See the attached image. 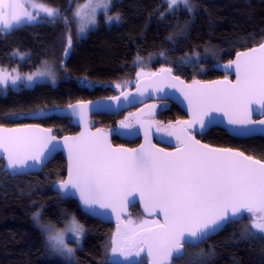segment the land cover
<instances>
[{"label":"trees","instance_id":"1","mask_svg":"<svg viewBox=\"0 0 264 264\" xmlns=\"http://www.w3.org/2000/svg\"><path fill=\"white\" fill-rule=\"evenodd\" d=\"M83 1L72 0L70 4V0H33L59 10L67 24L65 19L46 17L11 32L0 31L3 70L19 64L20 71L28 73L67 52L60 65L64 72L55 86L37 84L0 95V127L36 124L53 130L57 137L73 135L79 127L60 113L70 105L116 97L133 89L140 79L139 71L170 69L187 82L229 78L223 66L238 52L264 43V0H189L187 6L172 8L164 0H113L107 14L99 15L96 29L78 41L71 15ZM108 15L120 19L109 23ZM15 54L25 58L20 61ZM159 104L155 117L159 126L186 118L175 104ZM40 110H55L57 115H30ZM138 114L139 109L99 115L93 117V125L113 132V144L133 148L141 138L127 140L120 132L134 128ZM121 121L132 127L121 128ZM197 138L264 161V137L240 139L211 128ZM4 166L0 159V264H106L116 229L87 215L77 201L59 192L58 185L64 181L67 169L62 153L35 174L16 175L4 171ZM35 213L40 214L43 225L52 229L63 228L73 217L83 225V243L73 255L74 262L60 259L46 247V234L34 222ZM130 215L137 220L145 217L137 206ZM253 219L246 215L241 222L229 223L199 247H186L187 255L172 264H192L200 253L204 254L205 264H264V239L251 235ZM140 257L136 264H148L146 257Z\"/></svg>","mask_w":264,"mask_h":264},{"label":"snow or ice","instance_id":"2","mask_svg":"<svg viewBox=\"0 0 264 264\" xmlns=\"http://www.w3.org/2000/svg\"><path fill=\"white\" fill-rule=\"evenodd\" d=\"M178 2L188 5V0H169V6ZM111 4L112 0H87L84 5H78L73 17L78 18L79 33L84 34L88 25L95 26L98 8L107 14ZM26 5L38 12L27 11ZM39 12L53 19H65L67 24L59 10L33 0H0V31L11 32L17 26L34 21ZM119 19V16H107L109 23ZM68 45L71 46L70 38ZM223 67L235 72V84L227 80L210 84L194 81L180 89L192 118L168 133L180 140L182 147L176 153H164L143 145L134 151L116 150L108 142L107 134L99 132L65 137L61 143L50 130H40L39 125H25L22 129H0V153L6 158L5 168L15 171L31 167L28 161L42 162L66 148L68 178L58 187L65 197H78L85 212L99 215L98 209H110L117 213L119 220L118 209L126 207L129 195L138 193L146 209L163 214V223L143 221L133 227L129 221L123 232L118 225L106 264H121L113 257H123L129 264H136L132 258L140 257L141 253L151 259V264H172L174 258L182 259L187 255L186 246L199 247L225 223H238L244 219L245 213L260 214L252 221L251 235L264 239V161L243 152L210 149L193 134L194 131L203 134L210 125H215L213 113L219 112L227 117L229 125L234 126L230 129L232 134L264 135V118L252 119L253 112L264 117V43L238 53L234 61ZM163 71L170 76V69ZM38 77H48L53 84L56 82L55 73L47 62L41 70L25 77L27 83L24 86L32 87ZM9 80L17 86L20 76L0 69V85L7 86ZM171 86L176 87V84ZM160 90L157 87V91ZM138 91L144 95L142 90ZM121 96L127 103L137 102L135 98L129 99L130 93L122 92ZM113 99L119 104V96ZM254 103L257 108H252ZM30 115L46 117L57 113L40 110ZM60 115L75 118L77 122L86 121L87 107L70 105ZM120 127L129 129L132 126L121 121ZM33 219L46 234V247L64 257L74 255L75 250L69 247L64 232H53L52 228L43 225L39 213H35ZM66 231L74 234L79 245L85 230L75 217ZM203 255L198 254L192 264H205Z\"/></svg>","mask_w":264,"mask_h":264},{"label":"water","instance_id":"3","mask_svg":"<svg viewBox=\"0 0 264 264\" xmlns=\"http://www.w3.org/2000/svg\"><path fill=\"white\" fill-rule=\"evenodd\" d=\"M26 10L29 11V9L26 7ZM261 45V44H260ZM260 45L252 47V48H258ZM250 48V49H252ZM250 49L240 51L241 52H247ZM237 53V54H238ZM237 54H235L234 61L236 59ZM165 69H161L147 77L140 78L136 83L132 90L125 91L126 93H130L129 99L135 98L137 102L135 103H127L124 101L123 96L118 95L120 97V102L117 104V101L113 99L114 97L110 98H100L97 100L85 102V103H79L80 105H84L87 107V115H86V121L77 122L75 118L73 119L74 124H76L79 127V132L73 135H65L62 137H57L53 134V130L47 129L43 126L39 125L40 130H50V134L56 138V141H59L63 143L64 138H75L80 137L82 133L88 134H94V133H104L107 134L108 142L110 143L111 147L116 150H139L141 146H145V148H148L149 146H152L155 150H162L164 153H176L177 149L179 147H182L180 140L177 139L176 135H169V131L178 129L181 124L185 121H190L192 118V112L188 107L187 100L184 99V96L182 92L180 91L181 88H183L186 85H191L194 81L187 82L186 80L181 79L178 76H175L172 71L169 76V73L163 71ZM227 72L230 73V78H223V79H217L214 81H198L202 84H210L212 82H220V81H229L232 84L236 83V74L232 69H227ZM178 77V80L176 78ZM183 82L182 84L180 82ZM197 81V80H195ZM175 83L176 87H172L171 85ZM157 87L161 88L162 90L157 91ZM138 89L142 90L144 92V95H140ZM116 96V97H118ZM160 102H170L178 106L183 113L185 114L186 118L184 120H180L173 124H168L166 126H159V124L155 121V117L158 114L159 108H160ZM77 105V104H75ZM110 106V107H109ZM139 107V108H138ZM257 104H252V108H257ZM131 109H139V117L134 118V128H132L129 132H124L121 130L120 135L122 138L127 140H133L135 138H141L140 144L136 147H127L122 145H115L112 142L113 132L101 129V128H94L93 125V117L99 116V115H116L123 112L130 111ZM137 113V112H136ZM136 115V114H135ZM213 115L216 117V124L210 125L208 130L200 134L199 132L194 131L193 134L195 135L196 140H198L202 145H207L210 149H229L232 152H241L237 149L232 148H221V147H214L211 145H208L201 140L197 138V136L205 135L211 128H218L226 131L230 136L240 139H248L252 137H264L262 134H255L252 136H237L231 133L230 129L234 127L233 125H229L227 123V117L223 116L222 113H213ZM264 117H261L257 112L252 113V119L253 120H259ZM29 125H36V124H29ZM150 125V126H149ZM25 126V125H24ZM24 126H17V127H4L1 126L0 129L3 130H14V129H22ZM134 133V134H132ZM167 146V147H164ZM62 153L63 157L65 158L67 169H66V177L64 180H67L68 178V170H69V157L67 149H61L53 153L51 156L48 157V159L41 161H28L29 165H32L31 167H26L23 169H17L15 171H9L4 166V171L14 173L16 175H29V174H35L40 172L50 161L53 160V158L56 156V154ZM246 155V154H245ZM247 156V155H246ZM254 158V157H253ZM0 159L4 160V165H6L7 161L4 157L3 153H0ZM257 160L256 158H254ZM62 189H59V192L62 194ZM63 197H65L62 194ZM75 201L78 202L81 210L86 213L87 215L91 216L94 219H97L103 223L106 224H113L115 225L116 229V235H117V228L118 225L120 227V230L123 232L125 221L124 218L128 217L130 215V211L133 207H138L141 213L146 218H157L160 223H163V214L158 212L155 209H146L145 203L143 200L140 199L139 194L136 193L135 195H129L127 198L126 207H124L122 210L118 209L119 213V220L117 219V213L112 212L110 209H98V212L101 213L99 215H93L91 213L85 212L82 208V205L79 201L78 197H71ZM252 216L255 219L260 214H252V213H245V216ZM243 220V219H242ZM240 220L239 222H241ZM229 223H225L224 226L218 230L217 232L211 234L203 243H205L209 238L219 234ZM201 243V244H203ZM200 244V245H201ZM187 247V246H186ZM144 257L147 258L148 264H151V259L147 257L144 253H141ZM119 261L123 260V257H117ZM175 258L173 259V261ZM172 261V262H173Z\"/></svg>","mask_w":264,"mask_h":264},{"label":"rangeland","instance_id":"4","mask_svg":"<svg viewBox=\"0 0 264 264\" xmlns=\"http://www.w3.org/2000/svg\"><path fill=\"white\" fill-rule=\"evenodd\" d=\"M112 1H113V0H112ZM164 1H165V3H167V5L169 6V0H164ZM22 2H23V1H22ZM85 3H87V0H84L82 3L77 4V5L75 6L73 12H72V15H71V19H72V21L76 24V29H77V30H76V34H77V35L75 34V35H76L75 40H78V41H80L81 39L86 38L87 35L90 33V31L96 29V27H97V25H98V18H99V15H100L101 13H103V10L100 9V8H98V9H97V12H96V24H95V26L88 25V27H87L86 30H85V33H84V34H80V33H79V23L77 22V21H78V18H74V17H73V13L75 12V10H76V8H77L78 5L82 6V5H84ZM188 3H189V0H188ZM37 4H43V3H37ZM44 5L47 6L46 4H44ZM179 5L187 6V5L183 4V3H179V2H178V3L175 4V5H171V6H169V8H170V7H171V8H172V7H176V6H179ZM26 7L29 9V11L33 12V14H36V13L38 12V9H33V8H31V7H28L27 5H26ZM47 7L50 8L49 6H47ZM5 11H9V10H8V9H5ZM46 17H48L46 13H44V12H39V14L37 15L36 20L31 21V22H27V23H24V24H34V23H39V22L44 21L43 18H46ZM3 32H5V31H3ZM15 57L19 58L20 61H22V60L25 58L24 56H20L19 54H15ZM60 57H61V55H60ZM65 59H66V55H64V56L61 57V58H57V60H55V62H54V61H49V62H48V60L45 61V62L48 63V65L52 68V70H53L54 73H55V78H56V82H55V84H53V83L51 82V79L48 78V77H43V78L38 77V78L36 79V81H33V82H32L33 86H35V85H37V84H49V85L55 86V85L59 82L60 77H61V75H62V72H64V70H62L63 68L61 69V66H60V65H63L62 62H63ZM45 62L41 63V64H40L35 70H33V71H31V72H28V73H23V72H21V71H20V66H19V64H16L15 66H13L14 68H12V69H10V70H8V71H7V70H4L5 72H7V73H11L12 75H17V74H19V76H20V80L17 81V86H13L10 80L8 81L7 86L0 85V95L5 96V95H7L10 91L17 92V91H20L21 89L29 88V87H25V86H24L25 83H27L26 80H25V77H26L27 75H29V74H33V73L37 72L38 70H41V69H42V66L45 64ZM57 62H58V63H57ZM0 69H2V68L0 67ZM155 72H157V71H139L138 76H139V78H143V77H147V76H149V75H151V74H153V73H155ZM229 78H230V77H229ZM33 86H32V87H33ZM130 90H132V89H130ZM162 106H164L163 103H162ZM138 108H139V107H138ZM132 110H135V109H131L130 111H132ZM130 111H127V112H130ZM123 113H124V112H123ZM94 117H95V116H94ZM71 221H72V220H71ZM71 221H70L68 224H66V226H64V227L61 228V229H53V232H64V233H65V240H66V242L68 243L69 247H72V248L75 250V252H74V257H75L76 251L82 246V243H83V242H82V239H83L84 235H83L82 237H80V244L77 245L75 239L73 238L74 234L71 233V232H67V231H66V229L70 226ZM124 221H125V224H127L129 221H131V226L135 227V226H139L143 221H149V222H151V221H159V220H158L157 218H154V217H153V218H146V217H144V218H142V219H138V220H137V219H135L134 217H131V215H129L128 217L124 218ZM159 222H160V221H159ZM55 255L58 256L60 259H63V260H66V259L69 260V259H70L69 262H74V259H73V261H72L73 256H72V257H66V258H64V256H61V255H59L58 253H55ZM132 259H133L136 263H138V262L140 261L141 257H133ZM68 260H66V261H68ZM113 260H118V259H117V257H113ZM120 262H121V264H129L128 261H124V260H121Z\"/></svg>","mask_w":264,"mask_h":264},{"label":"flooded vegetation","instance_id":"5","mask_svg":"<svg viewBox=\"0 0 264 264\" xmlns=\"http://www.w3.org/2000/svg\"><path fill=\"white\" fill-rule=\"evenodd\" d=\"M113 225V224H112ZM115 227V225H113Z\"/></svg>","mask_w":264,"mask_h":264}]
</instances>
